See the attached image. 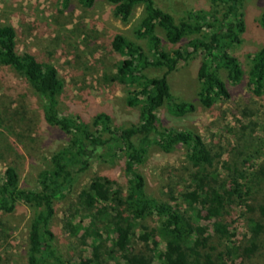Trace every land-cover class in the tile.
I'll return each mask as SVG.
<instances>
[{"label":"trees","instance_id":"1","mask_svg":"<svg viewBox=\"0 0 264 264\" xmlns=\"http://www.w3.org/2000/svg\"><path fill=\"white\" fill-rule=\"evenodd\" d=\"M58 1L67 8L71 0ZM106 1L122 23L129 22L133 8H143L135 37L146 40L148 51L122 34H115L111 40L112 51L122 57L111 80L131 88L126 96L128 107H140L138 123L125 128L114 127L105 113L96 114L91 124L60 114L58 98L64 83L56 68L29 53L19 54L14 28L0 27V67L21 77L41 98L44 121L68 135L66 145L53 153L47 167L37 174L34 187L22 188L13 166H8L0 178L1 214L12 213L18 204L34 211L27 229L25 264H234L236 258L250 259L264 232V202L250 205L252 185L264 184V166L253 162L259 149L245 154L241 150L237 159L224 160L199 134L159 127L157 115L165 106L175 117L195 111L191 103L175 102L168 82L180 62L194 54L201 56L197 69L199 104L211 109L231 98L227 82L235 86L244 77L241 64L230 50L241 43L245 0H209L206 12H190L179 21L157 7L154 0ZM94 2L78 0L83 8L92 7ZM260 26L264 28V14ZM158 30L170 45L187 39L186 47L165 51ZM249 60L246 85L255 96L263 97L264 47ZM150 68L164 72L149 77L144 71ZM242 138L238 137V147L251 149L250 140ZM179 146L184 148L189 165L185 175L178 178L183 186L176 193L170 188L162 199L149 195L139 166L150 149L167 155ZM106 157L122 160L124 184L95 176L80 190L76 213L68 216L66 229L76 237L83 227H74L71 220L76 216H82L80 222L88 220L80 242L88 246L86 242L91 240V254L80 252L74 260L65 259L54 246L51 223L55 205L73 192L80 174ZM233 208L251 210L258 216L250 220L247 246L232 243L236 232L227 217ZM201 221H211L213 233H208ZM4 226L0 219V242ZM161 245L164 251H160Z\"/></svg>","mask_w":264,"mask_h":264},{"label":"rangeland","instance_id":"2","mask_svg":"<svg viewBox=\"0 0 264 264\" xmlns=\"http://www.w3.org/2000/svg\"><path fill=\"white\" fill-rule=\"evenodd\" d=\"M154 1L176 21L190 12H206L210 6L209 0ZM241 12L244 32L240 36L241 43L232 48L230 54L241 64L244 77L235 86L227 82L231 98L211 109L199 104L197 69L201 56L194 54L186 62H180L176 71L168 76V82L175 102L191 103L195 111L175 117L165 106L157 115L159 127L191 130L199 134L213 152L221 153L224 160L231 157L237 159L241 150L245 154L259 149L253 162L262 167L264 96L257 97L252 93L246 85V77L250 68L249 56L264 47V28L260 26L264 0H245ZM142 16L143 8L135 7L129 22L122 23L114 17L106 0H95L90 8H83L78 0H71L67 8H63L58 0H0V27L14 28L17 52L29 53L37 60L54 66L63 81L64 89L58 98L59 113L79 117L89 124L96 114L105 113L110 115L112 125L118 128L138 123L140 107H128L126 96L131 88L111 80L122 59L112 51L111 40L115 34H122L148 51L146 40L135 37ZM157 34L167 52L186 47L187 39L179 45H170L161 31L158 30ZM163 72L164 69L157 68L144 71L149 77L161 76ZM222 78L225 79L223 73ZM42 108L41 98L21 77L9 68L0 67V178L8 166H13L22 188L36 185L37 174L47 167L50 156L68 141V135L44 121ZM238 137L250 140L251 149L239 148ZM122 166V160L115 158L98 160L78 176L73 192L56 203L51 226L55 249L63 258L74 260L80 252H84L85 256L91 254V240H87L88 246L80 242L88 220L80 222L82 216L71 220L74 227H83L76 237L66 229L68 216L76 213L77 194L95 176H106L124 184ZM185 168L189 165L182 146L167 155L152 148L144 164L139 166L146 181L147 193L158 199H162L170 188L176 193L183 186L178 178L185 175ZM263 202L264 184L252 185L251 207ZM33 218V209L24 204H18L10 214L0 213V219L5 223L0 242V264L26 263L27 229ZM257 218L256 212L251 210H230L227 221L236 232L232 240L234 246H247L251 236L250 220ZM201 225L208 228V233H213L211 221H201ZM160 251H164L163 245ZM234 264H264V232L258 238L257 250L252 257L244 260L236 258Z\"/></svg>","mask_w":264,"mask_h":264}]
</instances>
